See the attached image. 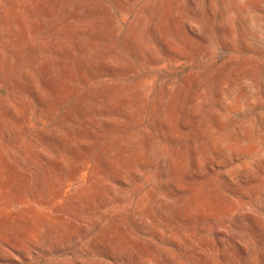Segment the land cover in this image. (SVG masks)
<instances>
[{
    "label": "rangeland",
    "instance_id": "374dc122",
    "mask_svg": "<svg viewBox=\"0 0 264 264\" xmlns=\"http://www.w3.org/2000/svg\"><path fill=\"white\" fill-rule=\"evenodd\" d=\"M0 264H264V0H0Z\"/></svg>",
    "mask_w": 264,
    "mask_h": 264
}]
</instances>
